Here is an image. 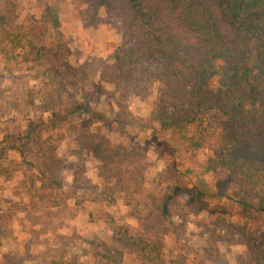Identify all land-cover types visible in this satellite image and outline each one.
Returning a JSON list of instances; mask_svg holds the SVG:
<instances>
[{"label": "rangeland", "instance_id": "obj_1", "mask_svg": "<svg viewBox=\"0 0 264 264\" xmlns=\"http://www.w3.org/2000/svg\"><path fill=\"white\" fill-rule=\"evenodd\" d=\"M5 4L14 9L12 27L17 30L35 25L46 6L55 9L60 22L57 28L47 23L44 33L27 37L15 51L0 53V140L6 142L3 158L11 141L19 146L26 130L42 123L37 131L29 133L23 146L24 159L15 151L22 178L18 179L19 187L27 186L25 175L40 163L43 151L51 148L67 160L62 191L76 200L100 201L97 225L93 230L81 224L83 236L121 249L125 264L141 261L115 240L122 234L142 235L152 243L159 240L161 256L155 264H170L177 256L186 264H255L254 257L264 258V214L232 199L242 191L223 170L202 171L215 139L204 148L188 151L178 136L169 131L159 132L155 123L152 128L142 129L118 126L115 122L123 117L128 97L142 100L144 112L152 106L158 83L137 82L118 91L111 89L113 86L104 89L94 83L97 71L110 62L113 49L122 42V26L114 13L99 8L98 24H83L89 27L85 30L74 21L78 13H85L90 0H0V7ZM67 27L77 32L76 36H69ZM97 27H107L108 31L94 32ZM27 40L33 47L27 46ZM146 68L153 70L154 65L149 63ZM211 86H216V79ZM44 103L52 110H39ZM85 110L89 121L83 114ZM78 121L88 123L89 127L99 121L101 125L92 128L95 133H101L103 126L112 131L111 137H107L110 145L139 150L143 154L141 175L126 176L122 185H116L110 177L99 175V163L86 156L82 188L73 191L69 166L76 161L75 134L70 126ZM111 126L116 129L111 130ZM174 184L186 187L191 194L178 201L169 218L161 221L156 217V202ZM97 250L103 251V245L80 247L78 252ZM149 254L154 256L155 251ZM84 260L81 264H91ZM90 260L100 264L99 258Z\"/></svg>", "mask_w": 264, "mask_h": 264}, {"label": "trees", "instance_id": "obj_2", "mask_svg": "<svg viewBox=\"0 0 264 264\" xmlns=\"http://www.w3.org/2000/svg\"><path fill=\"white\" fill-rule=\"evenodd\" d=\"M101 7L120 20L122 42L100 69V80L114 91L137 82L158 83L148 117L125 108L123 117L115 121L117 125L147 129L155 123L159 132L178 136L188 151L204 148L215 139L203 173L223 170L242 191L232 199L264 214V0H90L80 15L83 24L97 25ZM14 22L12 6H1L2 54L21 47L27 37L44 33L47 23L53 28L60 23L51 6H46L41 18L27 30L13 28ZM26 43L33 47L30 40ZM149 63L153 70L146 68ZM213 79L215 87L211 86ZM38 108L50 109L45 103ZM83 114L89 121V113ZM41 124L30 126L23 143L15 147L22 158L29 133ZM70 127L75 134L76 161L69 166L73 191L82 188L86 156L95 158L99 175L110 177L116 185H122L126 176L141 175L143 154L139 150L110 145L106 135L92 132L88 123L78 121ZM5 149L0 147L1 159ZM66 165L65 156L54 149L43 151L40 163L25 175L30 203L59 206L66 202L69 195L62 191ZM188 194L186 187L172 185L156 202V217L168 219L172 208ZM115 240L129 248L141 264H155L161 256L159 240L152 243L131 234ZM87 241L91 246L103 245V251L95 252L100 264L121 263V249L95 243L94 238ZM254 261L264 264V258L254 257ZM170 264L186 263L177 256Z\"/></svg>", "mask_w": 264, "mask_h": 264}, {"label": "crops", "instance_id": "obj_3", "mask_svg": "<svg viewBox=\"0 0 264 264\" xmlns=\"http://www.w3.org/2000/svg\"><path fill=\"white\" fill-rule=\"evenodd\" d=\"M74 24H79L85 30L89 28L83 25L79 13L77 20L75 17ZM67 30L69 36H76L77 32H72L70 27H67ZM101 30L108 31L107 27H97L94 32ZM99 73L100 70L97 71L94 83L103 86L104 89H110L112 86L102 82ZM141 101L136 97H128L127 109L134 115L147 118L151 105L144 112ZM51 110L50 108L43 113ZM100 123L92 122L89 129L95 132L92 127H97L101 125ZM104 127L100 129L101 133L111 137L112 131L105 130ZM110 129L116 127L111 126ZM2 145L6 147V142ZM15 145L11 141L7 147V156L0 158V264H81L84 259L92 264L90 259L99 258L95 256V251L78 252L80 247L90 246L80 228L81 224L88 229H93V226L97 225L96 212L101 207L100 201L94 198L76 200L68 197L66 202L59 206L30 203L27 188L18 185V179L22 178H19V160ZM88 157L98 163L95 158ZM70 177L72 180L71 172ZM72 250L73 252L69 254ZM125 261L123 254L120 264H125Z\"/></svg>", "mask_w": 264, "mask_h": 264}]
</instances>
